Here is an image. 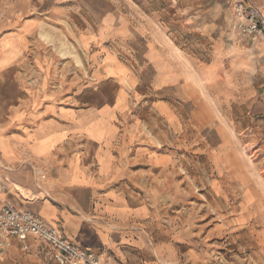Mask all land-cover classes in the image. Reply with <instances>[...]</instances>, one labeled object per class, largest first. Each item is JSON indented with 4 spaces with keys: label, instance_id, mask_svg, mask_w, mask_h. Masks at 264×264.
Returning a JSON list of instances; mask_svg holds the SVG:
<instances>
[{
    "label": "crops",
    "instance_id": "crops-1",
    "mask_svg": "<svg viewBox=\"0 0 264 264\" xmlns=\"http://www.w3.org/2000/svg\"><path fill=\"white\" fill-rule=\"evenodd\" d=\"M234 1L215 0L213 13L230 14ZM4 2L0 209L10 202L39 214L114 264H210L200 249L205 228L184 222L175 206L204 187L189 157L216 172L235 142L207 92L216 58L201 63L110 0H40L32 18ZM252 2L264 11V0ZM221 18L198 24L221 40ZM47 32L86 54L68 100L44 97L30 81L48 63L38 48L54 43Z\"/></svg>",
    "mask_w": 264,
    "mask_h": 264
},
{
    "label": "rangeland",
    "instance_id": "rangeland-1",
    "mask_svg": "<svg viewBox=\"0 0 264 264\" xmlns=\"http://www.w3.org/2000/svg\"><path fill=\"white\" fill-rule=\"evenodd\" d=\"M39 1L13 0V4L26 7L27 12L21 16L32 18L37 15ZM110 2L162 30L167 34L166 40H172L177 49L201 63L211 64L216 58L219 70L207 80V92L217 103L222 122L228 124L235 142L222 158L221 170L216 172L209 164H203L201 157H189L191 165H197L200 171L199 178H195L204 187L190 192L193 194L175 208L182 211L184 222L205 228L200 249L210 264H264V38L252 40L240 34L234 3L230 14H215V0ZM3 4L6 2L0 0V6ZM101 5L94 2L90 9L97 11ZM218 18L226 26L221 40L215 33H205L198 24ZM53 22L49 19L46 27L55 31ZM53 34L48 33L54 43L38 47L48 63L38 64L30 81L44 97L55 91L65 99L70 95L72 79L85 68L86 54L64 33ZM195 144L191 140L190 149L197 154ZM209 201L214 202L208 204ZM0 264L57 263L50 246L29 238L24 245L17 243L8 249Z\"/></svg>",
    "mask_w": 264,
    "mask_h": 264
},
{
    "label": "built area",
    "instance_id": "built-area-1",
    "mask_svg": "<svg viewBox=\"0 0 264 264\" xmlns=\"http://www.w3.org/2000/svg\"><path fill=\"white\" fill-rule=\"evenodd\" d=\"M234 16L241 35L252 40L264 38V11L252 0H235ZM6 183L1 184L3 190L8 189ZM29 238L50 246L57 264H114L95 251L73 243L39 214L22 210L14 203L4 204L0 209V258L15 243L24 245Z\"/></svg>",
    "mask_w": 264,
    "mask_h": 264
}]
</instances>
